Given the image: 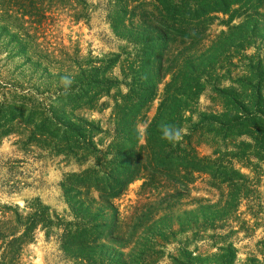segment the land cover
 <instances>
[{
  "label": "trees",
  "instance_id": "obj_1",
  "mask_svg": "<svg viewBox=\"0 0 264 264\" xmlns=\"http://www.w3.org/2000/svg\"><path fill=\"white\" fill-rule=\"evenodd\" d=\"M56 12L101 17L114 49L52 45L44 21ZM0 31L40 74L0 83V141L77 167L60 181L63 213L0 205V264H21L38 231L67 264H264V197L240 169L264 167V0H0ZM165 125L182 139L165 140ZM136 178L123 217L114 201ZM197 180L205 195L188 200ZM258 228L237 263V236Z\"/></svg>",
  "mask_w": 264,
  "mask_h": 264
},
{
  "label": "rangeland",
  "instance_id": "obj_2",
  "mask_svg": "<svg viewBox=\"0 0 264 264\" xmlns=\"http://www.w3.org/2000/svg\"><path fill=\"white\" fill-rule=\"evenodd\" d=\"M43 34L52 45L78 46L84 53L90 51L94 55L103 54L114 49L115 46L108 24L97 15L92 17L89 23H85L84 21H73L66 12L49 14L44 21ZM39 75L34 74L33 69L25 64L24 58L17 55L16 43L0 31V83L25 84L26 81L34 78L37 85L36 78ZM40 89H45V86H41ZM157 104L158 100H155L149 105L145 113V122L139 126L141 142L146 122L154 115ZM91 117L101 119V115L97 113H93ZM17 138L15 135H9L0 141V205L16 204L23 208L27 202L38 200L54 211L63 213L66 204L62 196L60 181L65 172L76 170L77 167L73 164H57L45 151L33 146L22 151L16 143ZM201 153L204 151L201 150ZM240 169L242 173L258 181L259 189L264 197V167L260 175H256L255 172L245 167H240ZM15 183L19 186L18 190H12V185ZM141 183L142 179L136 178L128 185L124 194L114 201L121 216L127 217L139 201ZM189 187L188 200L197 194L205 195V184L200 180ZM195 188L198 193L195 192ZM260 236L261 228L257 229L256 237L245 238L242 237V233L237 236L238 240H235L237 263L242 262L248 253H255L254 244ZM173 246L168 244L165 250L172 252ZM21 264L67 263L61 258L55 240L45 238L43 231H38L33 243L24 248Z\"/></svg>",
  "mask_w": 264,
  "mask_h": 264
},
{
  "label": "clouds",
  "instance_id": "obj_3",
  "mask_svg": "<svg viewBox=\"0 0 264 264\" xmlns=\"http://www.w3.org/2000/svg\"><path fill=\"white\" fill-rule=\"evenodd\" d=\"M183 129H178L173 126H162L163 138L170 143H177L182 139Z\"/></svg>",
  "mask_w": 264,
  "mask_h": 264
}]
</instances>
